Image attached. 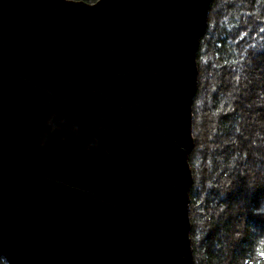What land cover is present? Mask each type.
I'll return each mask as SVG.
<instances>
[{
    "label": "water",
    "instance_id": "1",
    "mask_svg": "<svg viewBox=\"0 0 264 264\" xmlns=\"http://www.w3.org/2000/svg\"><path fill=\"white\" fill-rule=\"evenodd\" d=\"M212 0H0V258L195 264L197 54Z\"/></svg>",
    "mask_w": 264,
    "mask_h": 264
},
{
    "label": "trees",
    "instance_id": "2",
    "mask_svg": "<svg viewBox=\"0 0 264 264\" xmlns=\"http://www.w3.org/2000/svg\"><path fill=\"white\" fill-rule=\"evenodd\" d=\"M197 61L194 262L264 264V0H213Z\"/></svg>",
    "mask_w": 264,
    "mask_h": 264
},
{
    "label": "bare ground",
    "instance_id": "3",
    "mask_svg": "<svg viewBox=\"0 0 264 264\" xmlns=\"http://www.w3.org/2000/svg\"><path fill=\"white\" fill-rule=\"evenodd\" d=\"M212 2H213V0H212ZM212 2H211V4H212ZM211 4H210V6H209V10H208V22H209V15H210V7H211ZM208 27V26H207ZM203 38V37H202ZM202 40V39H201ZM198 86H199V74H198V84H197V90H198ZM197 90H196V94H197ZM195 97H196V95H195ZM195 100V99H194ZM192 113H193V111H192ZM193 137H194V135H193ZM194 140H195V138H194ZM194 150V149H193ZM193 152V151H192ZM191 212V211H190Z\"/></svg>",
    "mask_w": 264,
    "mask_h": 264
},
{
    "label": "rangeland",
    "instance_id": "4",
    "mask_svg": "<svg viewBox=\"0 0 264 264\" xmlns=\"http://www.w3.org/2000/svg\"><path fill=\"white\" fill-rule=\"evenodd\" d=\"M75 1V0H74ZM198 62V61H197ZM199 67V66H198ZM191 240H192V238H191ZM193 245V244H192Z\"/></svg>",
    "mask_w": 264,
    "mask_h": 264
}]
</instances>
